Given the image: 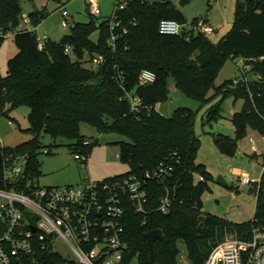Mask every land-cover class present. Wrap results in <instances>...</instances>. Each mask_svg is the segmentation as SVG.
Listing matches in <instances>:
<instances>
[{
  "label": "trees",
  "instance_id": "16d2710c",
  "mask_svg": "<svg viewBox=\"0 0 264 264\" xmlns=\"http://www.w3.org/2000/svg\"><path fill=\"white\" fill-rule=\"evenodd\" d=\"M23 12L22 0H0V47L8 32H15L18 47L17 54L8 61L7 74L0 73V110L7 109L8 115L17 106L30 105L28 130L37 135L48 133L54 141L74 140L71 144L74 152L88 153L92 147L85 144L88 139L80 132L82 122L101 132L126 137L128 140L117 143L122 148L120 157L131 169L106 180L132 174L142 176L166 160L171 152H177L181 158L167 182L172 201L169 213L158 210L166 186L157 181L150 182L148 214L139 213L128 204L124 238L129 248L122 264H130L134 258H138L139 264H179L180 240L187 245L191 264H203L227 234L247 228L250 221L236 223L203 210V195L210 189L208 179L212 176L196 159L200 138L195 132L194 111L180 107L168 117L157 110V104L169 98L168 80L173 76L177 87L188 97L202 102L210 100L212 88L214 96L244 99L243 108L232 117L237 136L215 137L224 152L234 154L238 141L249 128L263 134L264 0H239L232 28L217 42L193 30L179 35L160 33L162 19H176L182 24L187 21L172 0H131L118 10L123 22L115 49L108 44L112 15L99 22L91 13L90 22L74 23L72 32L61 41L50 39L45 49L39 50L35 32L17 30ZM30 16L38 25L46 12L37 10ZM199 19L195 18L193 24ZM123 26L127 27V33L123 32ZM95 27L101 30L97 41L91 36ZM67 44L72 46L70 54L65 51ZM87 54L92 60L103 57L98 69L83 65ZM229 59H244L252 66L249 73L255 78L216 86L217 77ZM143 69L157 74L154 83H139ZM129 93L141 98L139 112L132 111ZM222 102L223 99L209 109L208 121L218 119ZM10 148L28 157L29 169L35 175L41 173L38 157L41 145L37 138ZM255 214L264 215V172ZM201 216H205L203 222ZM151 230H161L163 235L155 241L154 256L146 238Z\"/></svg>",
  "mask_w": 264,
  "mask_h": 264
},
{
  "label": "built area",
  "instance_id": "2783aa9c",
  "mask_svg": "<svg viewBox=\"0 0 264 264\" xmlns=\"http://www.w3.org/2000/svg\"><path fill=\"white\" fill-rule=\"evenodd\" d=\"M116 1L108 39L114 49L123 22L118 10L124 9L131 0ZM62 12L64 16L69 15L65 7ZM31 23L30 15L23 12L17 30L35 32L28 26ZM68 26L69 22L64 19L63 27ZM192 30L207 36L216 31L203 18L192 24V29L170 18L162 19L159 25L162 34L179 35ZM123 32H128L127 27L123 26ZM9 35L15 36V32L6 33L5 37ZM36 37L39 50H44L50 36L36 33ZM65 51L70 54L72 46L67 44ZM96 61L103 62V57L99 56ZM243 66L244 74H248L252 66L245 61ZM156 79L157 74L149 69H143L139 75L141 85L154 83ZM127 99L132 111L139 112L141 98L129 93ZM6 111L0 110V114ZM8 123L14 124L11 119ZM261 135L264 142V133ZM250 141L257 153L254 137ZM85 144L91 143L86 140ZM22 158H26V166L21 163ZM75 159L86 167L89 154L76 151ZM180 163L178 153L171 152L166 160L142 176L132 174L101 181L87 178L76 185L41 186L37 175L29 169L28 157L7 147L0 136V221L4 228L0 235V264H122L129 248L124 238L128 204L137 212L148 214L150 182L157 181L166 186L158 210L169 213L172 201L167 182ZM242 181L253 184L257 193L260 191L262 177L257 180L245 175ZM203 264H264V215L255 214L245 230L227 234Z\"/></svg>",
  "mask_w": 264,
  "mask_h": 264
},
{
  "label": "rangeland",
  "instance_id": "374dc122",
  "mask_svg": "<svg viewBox=\"0 0 264 264\" xmlns=\"http://www.w3.org/2000/svg\"><path fill=\"white\" fill-rule=\"evenodd\" d=\"M40 8H46V16L38 23V35H50L52 40L60 41L72 32V25L77 22L88 23L92 20L91 13L99 18V22L111 16L117 5L116 0H37ZM183 12L187 21L185 27L192 29L195 18H203L213 25L215 33L209 36L213 41H219L228 32L236 19V9L239 0H172ZM247 1V0H242ZM28 0H22L24 12ZM99 5L102 12L95 13L93 7ZM26 7V8H25ZM65 7L69 12L64 16L60 10ZM69 22L68 27H63V21ZM229 25L225 27V22ZM221 24V25H220ZM218 25H220L218 27ZM33 27V22L30 24ZM101 30L95 27L91 36L97 41ZM18 52L13 35H9L0 47V73L6 75L8 61ZM91 59L87 54L83 65L90 69H98L99 62ZM243 62V63H242ZM242 59H229L216 80V86L226 81H234V84L245 80H253L252 73L244 74ZM169 98L157 104V110L165 116H172L180 107H188L194 111L195 132L200 138V147L197 152V162L205 166L212 178L208 179L210 189L203 195V210L206 213L228 218L236 223H243L253 219L256 213L258 193L253 184H245L242 179L249 175L252 179L259 180L264 171V142L262 135L249 128L247 134L238 141V147L234 154L224 152L216 143L215 137L219 134L232 138L237 136L232 117L241 111L244 99H236L233 95L223 96L215 94L212 88L210 100L202 102L188 97L177 87L175 78L168 80ZM234 86V85H232ZM223 99L222 109L218 119L208 121L209 109ZM30 105L22 104L9 111V114H0V136L7 147L15 148L20 144L35 138L40 142L38 151L41 173L37 175L41 186H64L67 184H79L84 178H92L101 181L108 177L127 173L131 165L118 157L122 154L121 145L117 142L128 140L115 132H101L88 122H82L80 132L92 144L89 150V161L86 167L75 159V141L71 139H58L56 141L48 133L37 135L30 128ZM14 124L10 125L9 120ZM254 137L258 152L250 141ZM21 163L26 166V158ZM222 176L226 184L218 182ZM199 179V176L197 177ZM179 264H191L188 257V249L184 240L179 241ZM130 264H139L138 258H134Z\"/></svg>",
  "mask_w": 264,
  "mask_h": 264
},
{
  "label": "water",
  "instance_id": "95a60500",
  "mask_svg": "<svg viewBox=\"0 0 264 264\" xmlns=\"http://www.w3.org/2000/svg\"><path fill=\"white\" fill-rule=\"evenodd\" d=\"M218 182L222 183V184H226L225 180L223 179L222 176H220L218 178ZM201 222L204 221L205 219V216H201ZM4 232V228L2 227V222L0 221V235H2ZM162 232L161 230H151L149 231L148 233H146V238L148 240V244H149V247H150V250H151V253L152 255L154 256V253H155V249H154V244H155V241L159 238H162Z\"/></svg>",
  "mask_w": 264,
  "mask_h": 264
},
{
  "label": "crops",
  "instance_id": "0c3cea01",
  "mask_svg": "<svg viewBox=\"0 0 264 264\" xmlns=\"http://www.w3.org/2000/svg\"><path fill=\"white\" fill-rule=\"evenodd\" d=\"M93 1V0H92ZM27 8H26V10H28V11H26L27 12V14L28 15H30L32 12H35V11H37V10H44V12H46V8L44 7V8H40L39 7V5H38V1L36 0L35 2H32V1H29L28 0V2H27ZM61 8V7H60ZM63 8V7H62ZM62 8L60 9L61 11H62ZM93 10H94V12L95 13H101L102 12V10H101V8H100V6L99 5H95L94 7H93ZM63 13V12H62ZM31 17V16H30ZM107 17H109V16H107ZM32 19V18H31ZM221 25V24H220ZM220 25H218V27L220 26ZM227 25H229V22L227 21V22H225V27L227 26ZM29 27H30V25H28ZM38 26L39 25H35L34 23H33V28L35 29V32L37 33V30H38ZM213 26V25H212ZM38 34V33H37ZM50 36V35H49ZM50 39H51V36H50ZM63 39V38H62ZM61 39V40H62ZM60 40V41H61ZM86 178H84V179H82L81 180V182L83 181V180H85Z\"/></svg>",
  "mask_w": 264,
  "mask_h": 264
}]
</instances>
